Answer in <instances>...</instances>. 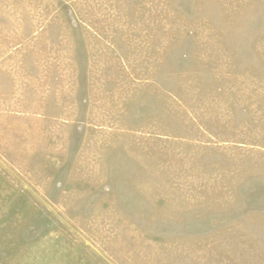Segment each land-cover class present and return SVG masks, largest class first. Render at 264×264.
<instances>
[{"label": "rangeland", "instance_id": "obj_1", "mask_svg": "<svg viewBox=\"0 0 264 264\" xmlns=\"http://www.w3.org/2000/svg\"><path fill=\"white\" fill-rule=\"evenodd\" d=\"M0 264H264V0H0Z\"/></svg>", "mask_w": 264, "mask_h": 264}]
</instances>
